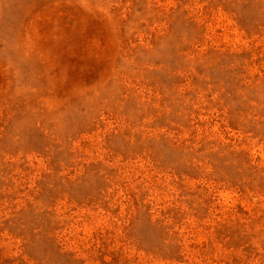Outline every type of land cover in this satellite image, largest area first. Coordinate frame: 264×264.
Instances as JSON below:
<instances>
[{"label": "rangeland", "instance_id": "obj_1", "mask_svg": "<svg viewBox=\"0 0 264 264\" xmlns=\"http://www.w3.org/2000/svg\"><path fill=\"white\" fill-rule=\"evenodd\" d=\"M0 264H264V0H0Z\"/></svg>", "mask_w": 264, "mask_h": 264}]
</instances>
